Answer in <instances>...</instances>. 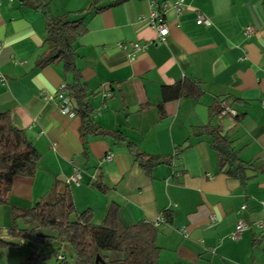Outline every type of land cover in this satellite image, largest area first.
I'll return each mask as SVG.
<instances>
[{
  "label": "crops",
  "instance_id": "1",
  "mask_svg": "<svg viewBox=\"0 0 264 264\" xmlns=\"http://www.w3.org/2000/svg\"><path fill=\"white\" fill-rule=\"evenodd\" d=\"M45 1L53 17L85 18L76 65L94 121L116 137L89 136L84 146L81 117L62 115L56 102L42 97L43 92L55 95L73 76L62 63L38 66L48 48L46 12L30 1L4 0L0 114L9 113L40 161L33 177L15 178L9 206H0V231L12 225L13 207L32 209L44 198L51 200L78 168L80 184L70 185L74 204L79 213L91 210L95 225L104 222L112 204L119 206L126 227L164 220L159 264H264L259 227L264 223V0H185L182 14L171 8L165 13V42L150 22L152 1L162 8L173 0H130L96 13H87L93 0ZM99 1L101 6L109 0ZM199 14L212 24L198 25ZM248 28L254 29L251 35ZM134 44L145 49L132 57ZM178 84L200 94L163 102V87ZM222 102L237 117L217 114ZM214 131L228 137L251 165L245 184L218 173ZM128 142L169 163L146 173ZM109 154L112 160L106 159ZM240 219L250 229L233 240ZM50 248L58 251L59 244ZM32 250L8 264L28 263Z\"/></svg>",
  "mask_w": 264,
  "mask_h": 264
},
{
  "label": "trees",
  "instance_id": "2",
  "mask_svg": "<svg viewBox=\"0 0 264 264\" xmlns=\"http://www.w3.org/2000/svg\"><path fill=\"white\" fill-rule=\"evenodd\" d=\"M33 2L34 8H41L47 16L46 52L38 61L39 67L62 63L66 73L73 76L71 84L67 85L73 112L82 119L81 136L86 146L89 136L114 135L101 128L93 119V110L89 103L88 87L83 82L76 65V42L85 31V18L74 20L68 14L53 17L48 13L49 4L45 0H23ZM130 0H109L99 5V0H93L87 13H96L105 9L117 7ZM83 15L84 12H81ZM178 84L174 87H163V102L177 99L182 95L197 97L199 90ZM215 111L221 113V103L216 104ZM213 146L218 154V173H225L240 180L243 184L249 179L247 172L251 165L243 162L233 142L220 131H214ZM127 147L136 162L148 174L153 168L168 160L156 156H148L128 142ZM40 155L25 132L15 127L9 113L0 114V206H9L12 185L17 177H33L38 169ZM99 189L103 190L100 185ZM52 199H43L32 209L13 207L12 225L8 228V236L0 231V249L8 246L29 245L33 250L30 260L25 264H44L56 259V264H69V258L64 254L73 251L75 264H97L100 256L106 264H159L162 249L157 240L160 227L153 222H140L126 227L123 225L119 206L112 204L108 208L106 218L101 225L93 223L91 210L79 213L74 204L70 186L63 191L55 190ZM171 214H166L169 222ZM34 227L21 228L19 223ZM46 233H43L45 232ZM59 244L58 251L50 248L51 244ZM60 251V252H59ZM59 252V253H58ZM57 254L63 259L59 260ZM106 254L115 255L109 259Z\"/></svg>",
  "mask_w": 264,
  "mask_h": 264
},
{
  "label": "built area",
  "instance_id": "3",
  "mask_svg": "<svg viewBox=\"0 0 264 264\" xmlns=\"http://www.w3.org/2000/svg\"><path fill=\"white\" fill-rule=\"evenodd\" d=\"M3 1L4 0H0V7L2 6ZM10 1H13V0H10ZM170 8L174 9L178 15L182 14V12L186 9L185 0H173L172 5L164 4L162 6V8H160L156 4V2L152 1V12H151V16H150V22H151L153 28H155V30L157 31L159 40L161 42H165L167 36L169 35V28L165 22V13ZM197 24L202 25V26H210L212 24V22L206 16L199 14L198 18H197ZM253 32H254L253 28H248L246 30L247 35H251ZM120 47L122 49H127V46L124 44L120 45ZM132 47H133L132 48L133 51L131 53L132 57H134V55L137 52H140V51L145 49V47L141 46L140 44H134ZM42 97L45 100H48L50 102H56L58 104L60 113L64 116L70 115L73 112L72 107H71V99H70V96L68 93V88H67L66 84H63L59 88L58 92L55 95H48L45 92H43ZM106 97H108V95H106ZM262 106L264 107V102H262ZM220 114L222 116L230 115L233 117H237V112L235 110H233L227 102L221 103V113ZM106 159L112 160L113 155L109 154L106 157ZM81 179H82V171L78 168H74V172L66 180V184L68 186L79 185ZM246 208H247L246 205H243L241 210H246ZM163 223H164V220L161 218H158L154 221V225L156 227H160ZM259 227L263 231L262 234L264 235V223H262V222L259 223ZM248 229H250L249 224L245 220L240 219L236 225L235 231L231 235V238L233 240H239L241 238L242 234L245 231H247ZM2 235L4 237L8 236L7 230L5 232L3 231ZM57 257L59 260L63 259V257L60 254H57Z\"/></svg>",
  "mask_w": 264,
  "mask_h": 264
},
{
  "label": "rangeland",
  "instance_id": "4",
  "mask_svg": "<svg viewBox=\"0 0 264 264\" xmlns=\"http://www.w3.org/2000/svg\"><path fill=\"white\" fill-rule=\"evenodd\" d=\"M19 226L21 228H25V224L22 222L19 223ZM6 248H8L9 250L8 249H1L0 250V262H1L0 264H8L9 261L14 260V257L15 258H22L24 255H26L27 253H29L32 250V248L29 245L22 246V247L8 246ZM64 254L67 256V258H69V261H70L69 264H75L73 262V258H72V255H73L72 250L66 251V252H64ZM110 256H112V255L110 254ZM54 262H55V260L53 258L50 261H48L47 264H52Z\"/></svg>",
  "mask_w": 264,
  "mask_h": 264
},
{
  "label": "water",
  "instance_id": "5",
  "mask_svg": "<svg viewBox=\"0 0 264 264\" xmlns=\"http://www.w3.org/2000/svg\"><path fill=\"white\" fill-rule=\"evenodd\" d=\"M66 251H67V249L65 248V252H66ZM96 263H97V264H106V263L104 262V260H103L100 256L97 257Z\"/></svg>",
  "mask_w": 264,
  "mask_h": 264
}]
</instances>
